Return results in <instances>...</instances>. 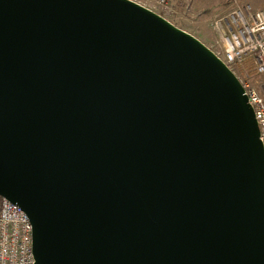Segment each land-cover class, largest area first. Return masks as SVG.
<instances>
[{"label":"water","instance_id":"95a60500","mask_svg":"<svg viewBox=\"0 0 264 264\" xmlns=\"http://www.w3.org/2000/svg\"><path fill=\"white\" fill-rule=\"evenodd\" d=\"M0 198L34 264H264L243 88L132 0H0Z\"/></svg>","mask_w":264,"mask_h":264},{"label":"built area","instance_id":"2783aa9c","mask_svg":"<svg viewBox=\"0 0 264 264\" xmlns=\"http://www.w3.org/2000/svg\"><path fill=\"white\" fill-rule=\"evenodd\" d=\"M212 29L219 48L210 50L242 86L264 149V9L237 6L217 17ZM31 231L23 211L0 198V264H34Z\"/></svg>","mask_w":264,"mask_h":264},{"label":"rangeland","instance_id":"374dc122","mask_svg":"<svg viewBox=\"0 0 264 264\" xmlns=\"http://www.w3.org/2000/svg\"><path fill=\"white\" fill-rule=\"evenodd\" d=\"M134 1L193 35L214 52L219 48L217 35L212 29L217 17L241 5L264 9V0H165L163 4L159 0Z\"/></svg>","mask_w":264,"mask_h":264},{"label":"crops","instance_id":"0c3cea01","mask_svg":"<svg viewBox=\"0 0 264 264\" xmlns=\"http://www.w3.org/2000/svg\"><path fill=\"white\" fill-rule=\"evenodd\" d=\"M132 1H134V0H132ZM134 2L138 3L137 1H134ZM138 4H139V3H138Z\"/></svg>","mask_w":264,"mask_h":264}]
</instances>
